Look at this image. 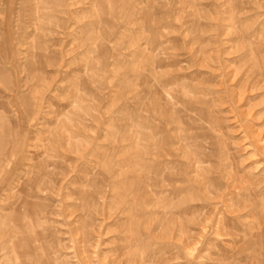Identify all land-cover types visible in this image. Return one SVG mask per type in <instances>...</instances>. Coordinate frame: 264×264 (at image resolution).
<instances>
[{"label": "rangeland", "instance_id": "374dc122", "mask_svg": "<svg viewBox=\"0 0 264 264\" xmlns=\"http://www.w3.org/2000/svg\"><path fill=\"white\" fill-rule=\"evenodd\" d=\"M11 1L0 264H219L244 230L264 245V0ZM156 128L183 212L140 183Z\"/></svg>", "mask_w": 264, "mask_h": 264}, {"label": "bare ground", "instance_id": "6f19581e", "mask_svg": "<svg viewBox=\"0 0 264 264\" xmlns=\"http://www.w3.org/2000/svg\"><path fill=\"white\" fill-rule=\"evenodd\" d=\"M157 130L159 129L156 128L152 131L151 138L149 139L146 135L145 130L139 132L138 140L141 150V158H140L141 160L138 163L140 170L139 177L143 180L140 183L141 185L145 183V181L149 183V185L151 186L150 196L153 197L152 199L160 208H162L161 206L164 207L163 211H165L167 214L171 213L172 211H176V213L183 212L179 210L180 209L179 207H176L174 205L173 198L170 197V195L172 194L171 189L174 188L175 182H178L182 178L180 177L181 173L178 172L172 175L169 171L167 170L165 171V167L163 165L167 164V162L169 163V161L167 160L168 159L167 156L169 155L170 152L166 148L167 144L164 143V145H162V143L160 142V141L165 142V138L164 137L160 138L162 137V135ZM147 140L151 142L150 145L147 143ZM38 168L39 166H37L33 171L35 175L41 172V171L39 172ZM141 200L142 203L145 202V198H141L140 201ZM142 205H145V203H143ZM229 217L223 218L225 219L224 222L225 226L222 225L221 227L224 231L226 232L229 231L228 233L232 234L233 228L231 227V218ZM33 220L35 221L34 218ZM30 222L33 221L30 220ZM213 223L214 222L212 219H206L204 227H209ZM228 225H230L231 228H228L229 227ZM234 234L235 235L233 236L235 237H231L229 239L231 242L234 243L232 250H228L231 255L228 254L227 256L226 255L227 253L219 254L217 256V258H219V264H264V251L262 250V248H264V245L259 244L260 240L256 239L261 237V235L260 236L259 234L253 235L256 236L255 238H253L252 236H249V234L245 230L242 231V233L235 232ZM204 240H205V233L201 235V241ZM248 249H254V250L249 253L247 251ZM203 264H210V263L209 261H206L203 262Z\"/></svg>", "mask_w": 264, "mask_h": 264}]
</instances>
